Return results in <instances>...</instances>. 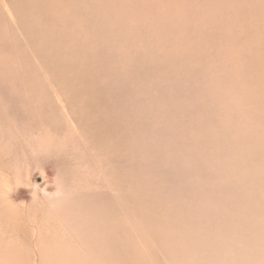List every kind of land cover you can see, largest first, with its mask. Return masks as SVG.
<instances>
[{"label": "rangeland", "instance_id": "obj_1", "mask_svg": "<svg viewBox=\"0 0 264 264\" xmlns=\"http://www.w3.org/2000/svg\"><path fill=\"white\" fill-rule=\"evenodd\" d=\"M0 264H264V0H0Z\"/></svg>", "mask_w": 264, "mask_h": 264}]
</instances>
